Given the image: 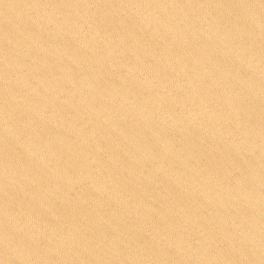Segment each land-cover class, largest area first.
<instances>
[{
    "label": "water",
    "instance_id": "1",
    "mask_svg": "<svg viewBox=\"0 0 264 264\" xmlns=\"http://www.w3.org/2000/svg\"><path fill=\"white\" fill-rule=\"evenodd\" d=\"M0 264H264V0H0Z\"/></svg>",
    "mask_w": 264,
    "mask_h": 264
}]
</instances>
